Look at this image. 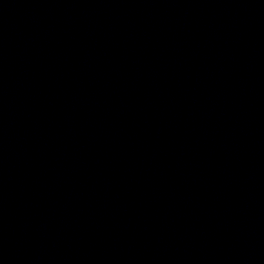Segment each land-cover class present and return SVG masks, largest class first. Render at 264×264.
<instances>
[{"label": "water", "instance_id": "1", "mask_svg": "<svg viewBox=\"0 0 264 264\" xmlns=\"http://www.w3.org/2000/svg\"><path fill=\"white\" fill-rule=\"evenodd\" d=\"M0 264H264V0H0Z\"/></svg>", "mask_w": 264, "mask_h": 264}]
</instances>
